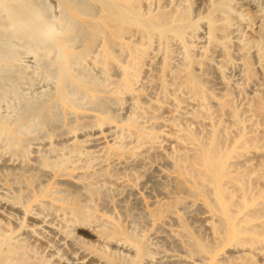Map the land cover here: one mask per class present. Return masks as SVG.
<instances>
[{"label":"bare ground","instance_id":"obj_1","mask_svg":"<svg viewBox=\"0 0 264 264\" xmlns=\"http://www.w3.org/2000/svg\"><path fill=\"white\" fill-rule=\"evenodd\" d=\"M150 1H152V0H84L83 3L81 1L80 2L78 1L80 4L82 3L79 6L78 2H77L78 5H76L75 0H58L59 4L57 7H61V8H59L58 9L59 12L58 11L57 12L60 14V16L56 15L57 17H59L58 18L59 20L57 22H54L49 17V13H47L49 11L47 10L48 7H46L47 4H45L44 0H0V14L2 13V15H0V37L3 36V37H6L8 39H11V38L13 39V37H15V38L17 37L21 40L26 41V44L28 45V47H27L28 49H26V50L27 51L29 50V52H36L37 51V54H38L37 48H39V47H40L39 51H41V48L43 50L45 49V51H47V52L49 50L54 51V53H56L57 59H58L57 60L56 73L52 74V76L55 75L56 80H57V84H58V90H57L56 98L59 100H63L65 102L68 101L69 103H73V105H74L73 100L76 99L75 102L77 101V99L79 101H81V98H79L81 96H79L78 98L76 97L77 95L75 96L74 92H76L77 90L73 86H76V85L85 86L84 84L90 85L89 89L91 90L93 96L97 97V98L99 97L98 98L99 100H101L100 98H102V97H100L101 96L100 93H104V92H108V91L115 95L116 99H118V102L122 101V99H124L125 97L126 98L128 97L127 99H129L131 95L132 96L134 95L131 93V91L133 89H140L139 85L137 86V83L141 79V75H142L141 72H144V70H142V69L144 68L143 64H145L147 62L146 58L148 57V55H150L152 53L151 51H154L155 53L159 52L158 54L161 56V60L159 59L161 61V63H160L161 68H160L159 74L155 75V76H157L155 81L159 84V86H158L159 91H155L158 93H157L156 99L155 98L154 99L158 102L159 101L161 102V101H165L164 100L165 98H168V100L170 99L169 101H171L173 103V105L170 104L171 105L170 108L166 109L169 115H165L166 118L165 119L162 118L163 121L161 120L164 129L162 128L160 130V132H157L153 129L154 127L151 128L150 125L142 127V124H141V126H140L139 122L142 119L141 117L144 118L146 116L144 114V110L146 109L145 108L146 105L140 106V104L138 105V102L135 100L136 104L134 106V109L132 108L133 107L132 106L131 107L132 110L130 109L129 113H127V114H129L128 117L126 118L125 116H123L126 118L125 120H124V118H121V121L124 120L122 126L120 128H117L118 126H116L115 130L118 132L115 133L114 137H112L113 141L111 142L109 139V141L112 143L111 147L109 148V150L111 151L109 154L111 155V153H112L113 155H111V156H114L113 152H116V153H120L121 155L123 153H127V155H128V153L131 152V154H133V155L136 154V157L139 160L140 157H142V156H139V158H138L137 154H139L141 151H145V150H142V148H140V146L142 145L140 143L144 140V144H146L145 141L148 140L149 142L151 141V145H152L154 140L158 139L160 137L159 135L162 134L163 136H161V137H164L163 139L166 140V142H167L166 145H170L169 148H171V150L169 149L170 150L169 155H170V157L173 161V164H174L173 169H175L178 174L184 173V174H188L190 176V182L192 183V187H193L195 193H197V195L203 197V200L205 201V205H206L205 208H207L206 210L208 211L210 217L212 218L210 222H208L206 220L207 223L209 224V226H208L209 230H211V232H209V234L211 233L210 234L211 240L209 238V240L207 241L205 238H202L203 236H201V238L198 237V235L194 236L193 235L194 232L191 234L190 231L185 226L184 222L181 219H178L177 217H175L173 215L175 217V219L176 218L178 219L177 220V226H178V223H179V226L177 228H175L174 230L171 229V231L174 232L175 237H176V235H178L183 239L182 242H184V244L187 246V249H188L187 254L191 255L189 258H185L186 260L183 259L180 261H183V262L185 261L183 264H264V153H263L264 152V137H263L264 134L261 133V131H259L261 133V135L257 134L258 132L253 133V131L255 130V128L257 126L253 127L252 131H250L251 129L248 131L247 130L248 128L246 129V125H247V124H245L246 122L244 123V125L242 124L243 123L242 121H244V118L246 116L248 117L249 115H246L245 117L243 116V119L240 118L241 115L239 117L238 110L240 111V109H237V106H234L232 104V100H231L232 97L229 96V94H231V93L229 92V94H228V92H226L227 90L229 91V89H226V91L224 93L221 92V94H220L221 96L220 95L216 96V98H219V101H218L219 104H218V102L217 103L215 102L216 100H213L216 103L217 108L219 105L220 111L217 109H215L216 111H214V112H213V109H211L212 110L211 111L209 109V105H208V101L211 99L210 96H212L211 93L207 90L209 85L208 84H207V86H206V84L204 85V82H205L203 80L204 78L203 79L201 78V75H200L201 73L200 74L196 73V72H198L197 69H199V68L195 67L196 65H198L200 67L201 63L207 61L208 59H207L206 55L209 54V52L212 49H214L220 53L221 58H222V62H221L222 64H220L218 67L215 66L217 64V61L221 59L219 56L220 59H218V57L215 58V59H217L216 64L214 63L215 65H210V66H215L217 68L216 73L218 72L219 76H221L223 78V76H222L223 70H222L221 65H224V64L226 65L230 60H232V59L229 60L230 53L228 51L229 50L228 47L230 46L229 36L232 33V31H231L232 22L231 21H232V16H233V9H232L233 0H206V3L208 2L207 4H209L208 11H206L205 14H202L200 16L197 15L198 18H196L194 20H192L190 17V14H191L190 11L192 10L190 0H183L184 3H182L181 5H178L179 3L174 4V2H172V0L168 1L169 3L168 4L166 3L167 5H164L160 2V0H156V2L158 1L160 3L157 2L158 4L156 5L155 8H151L152 4H151V7L149 6ZM55 2H56V0H55ZM58 2H56V4ZM163 3H165V1H163ZM95 5H96V8L98 11H95V7L93 8V6H95ZM70 13H75L78 16L79 15L81 16L80 24H77V22H79V21L77 19H75V17H73L74 15L72 17L77 22H75L74 19H72V18L70 19V16H69ZM51 14L52 13H50V15ZM56 16L55 17L53 16V18H56ZM58 22H59V24H58ZM53 23H56V27L54 26L55 24L53 25ZM57 24L59 26H57ZM56 35L58 37H56ZM71 35H74V38H76V40H78L77 38L80 39V37L83 40L80 39L81 43H82V44H80L81 46L78 45L80 47L78 50H75V52H72L73 51L72 50L71 52L74 54V56L69 58V56H67L63 52L62 49L64 48V46L68 45V43L70 41H72V44L74 43L73 40H75V39L74 38L71 39V37H70ZM69 39H70V41H69ZM173 40L176 42V44L177 43L179 44L178 46H180V48L182 49V53H183L182 66L177 67L175 65L176 68L171 63L172 61L170 60L172 58L171 56L173 53L171 51L172 47H170V43ZM241 40H242L241 48H243L242 49V55L243 56L241 55L242 58H240V59H242V62L244 65L243 67L245 68V74L244 75H247L250 78L252 75V72H253L251 64L248 61L249 55H247V53H249L248 47L250 45V47L254 48L253 49L255 52L254 54L257 57L256 63H258V68H260L259 70H261V73L263 75L262 81H264V26H262V30L259 32V34L256 37L249 39V40L241 38ZM6 41H8V40H6ZM98 41L100 42V45L98 44L99 43ZM174 41H173V43H174ZM11 42H12V40H11ZM17 42L18 41L16 40V44H17ZM27 42H29V44ZM96 42H98V43H96ZM193 42H196L198 44V45H196V46H198V49H199L198 50L196 48V50H198L197 54H196V50H195V46H194L195 44ZM20 43H21V41H20ZM4 44H5V40H4ZM22 44H23V42H22ZM75 44H77V43H75ZM78 44H79V41H78ZM95 44H96V46H98V45L100 46L98 48L100 50H97L95 48V46H94ZM171 45H172V43H171ZM69 47H70V45H69ZM93 47L95 48L93 61H94L95 65H98V67H101V69H100L101 71L103 70L104 77H105L104 83L103 82L100 83L101 81L98 82L95 79H93L92 77L89 78V74L88 73L86 74L85 72H83L84 68H82L83 69L82 73H84V75L83 74L81 75V73H80V75L77 76L76 74H78V72L81 71V67L79 68L80 70L75 74V77H71L69 74L70 73V66H73L72 65L73 62L71 61V58L74 59V57H75V61H78V60L80 61L84 56H86L90 52L94 51V50H92ZM3 48L4 47H2L0 45V60L7 58V56L11 58V55H12L11 52H13V50L12 51L9 50L10 55H8V53L4 52V51L7 52V49L5 50ZM22 48H20V49H22ZM16 50L17 49H15V52H16ZM206 50H209V51H206ZM214 50H212L210 53L212 54ZM22 51H25V49ZM45 51L43 53H47ZM68 51H69V49H68ZM71 52H69V53H71ZM39 53L41 55L42 52H39ZM155 53H153V54H155ZM71 54H69V55L71 56ZM211 54H210V57L212 58ZM216 54H217V52H216ZM40 55L39 56L36 55V56L41 58ZM42 55H44V54H42ZM52 55H53V53H52ZM14 56H17V55H14ZM14 56H13V58H14ZM38 57H37V59H38ZM150 57L153 58V56H151V55H150ZM214 57H215V55H214ZM50 59L52 60V58H50ZM50 59L48 58L49 61H50ZM54 61H55V59H54ZM220 61H218V64ZM148 62H147V65H148ZM211 62H214V61H211ZM0 63H2V62H0ZM75 63H73V64H75ZM170 63L173 66L172 68L170 66L171 65ZM205 64H206V62H205ZM48 65L51 66L53 64H48ZM112 65H114V66L117 65L119 70L117 69L116 71L120 72L118 75L119 77L114 78V79H111L112 77L110 78V76H109L111 74V73H109L110 69H113ZM204 65H202V66H204ZM207 65H209V62L207 63ZM45 66L49 69V66H47V65H45ZM45 66H44V69H46ZM8 67L9 66H7V64H6L5 68H8ZM75 67H79V66H75ZM156 67L157 66H154V68H156ZM193 67H195L196 69ZM53 68H54V66L52 68L50 67V69H53ZM157 68H159V66ZM44 69H42V70H44ZM71 69H72V67H71ZM214 71H215V68H214ZM145 72H146V70H145ZM21 73H22V71H21ZM149 74H151V73H149ZM71 75H74V74H71ZM91 75H93V74H91ZM84 76H86L87 78ZM166 76H168L170 78H167ZM219 76H218V78H219ZM151 79H152V77H151ZM151 79H150V81H151ZM146 80H147V78H146ZM221 81H223V80H221ZM152 82H154V78H153ZM224 82L226 84V81H224ZM224 82H222L223 86H224ZM150 83L151 82H149L148 84H150ZM262 83H261V85H262ZM152 85H153V83H152ZM135 86H137V87H135ZM71 87H73L72 90H71ZM154 88L155 89L157 88V87H155V84H154ZM227 88H229V87H227ZM66 89H69V90L66 91ZM74 89L76 91L73 92ZM70 90H71V92H69ZM140 90H142V89H140ZM223 90H225V89L223 88ZM263 90L264 89H262V91ZM86 91L87 90H85V93H86ZM72 92L74 95L72 94ZM82 92H83V90H82ZM82 92L80 91L79 93H80V95L83 96ZM130 93H131V95L128 96ZM141 93L142 92H140V94ZM213 93L216 94L215 92H213ZM255 93H257L256 96L253 93L254 98H255V102H258V103H256V104L254 103L255 104L254 105L253 102H250V103H252V105L249 104V106H247L248 109L246 107V110L251 111V113H252L251 115H254V116H252L254 118V120H256L255 115H256V117L259 116L258 117L259 119H261L260 115H262L263 119H264V104H262L264 102V95H262V94H264V91H263V93H258V92H255ZM217 94H219V93H217ZM105 95H103V96H105ZM257 95L258 96L262 95V96L257 97ZM39 96H41V95H39ZM111 96H112V99L110 98V96L108 98H110L111 100L114 99L116 101V99L113 98V95H111ZM94 97L93 98L90 97V98H92L94 101L95 100ZM138 97H139V93H138ZM140 97H142V94ZM208 98H210V99H208ZM247 98L248 97H246V100H247ZM110 99H108V101ZM130 99H132V98H130ZM133 99H132V101H133ZM249 99L247 100L246 105H248ZM38 100H39V98H38ZM69 100L72 102H70ZM96 100L94 102H90V100H87V101H89L88 104L86 102L85 103L87 105H89V103H91V105L95 103V105H93V108L96 105L97 106L101 105V106H99L100 109L106 111L107 108H105V106H107L108 103L105 106L103 105L105 108V109H103V108H101V107H103L102 101L101 102L99 101L101 103V104H99ZM102 100H103V98H102ZM253 100L254 99L252 97V101ZM103 101L106 103L105 100H103ZM166 101H167V99H166ZM169 101H167V102H169ZM56 102L57 101H54V103L52 105L53 107L56 106V104L58 103V102L57 103ZM134 102H132V103H134ZM143 102H145V101H143ZM150 102H153V101L150 100ZM41 103H43V101ZM145 103H148V105L150 104L148 101ZM33 104L41 105V104L35 103V102ZM81 104L78 105V101H77L75 103L76 108H81L80 107ZM152 104H150L151 106L149 105L151 108H152V106H155V105L157 106L156 103L153 105ZM91 105H89V106L91 109H93L91 107ZM28 106L30 107L31 105H28ZM28 106H27V108H28ZM88 107H86V108H88ZM126 107H128V106H126ZM30 108L28 110H30ZM35 108H36V106H35ZM44 108H42V110ZM156 108L157 107H155L152 110H155ZM222 109L227 110L226 112L223 111V114L230 117V119L228 118L229 120L227 119V117H225L229 121V122L228 121L226 122L227 124L225 123V126L223 124V122H225V120L222 121L223 119L220 120L217 117V115H218L217 111H219L221 113ZM102 110H98V111H102ZM166 110H165V112H166ZM43 111H45V110H43ZM43 111H41V114L45 113ZM52 111L53 110L50 109V112H52ZM104 111H102V113H105ZM130 111H131V113H130ZM156 111H157V109H156ZM29 112H31V111H29ZM29 112L26 111V113L23 116H21V117H24L25 115H27V116H25L26 118H28L30 116L29 117L30 119L28 118L27 120L31 121V123H30V121L26 122V123L24 122L25 124H23V128H24L23 129V135L26 132L30 133V131L35 130L36 127L38 128L37 125H39V123H40V122L39 123L35 122V120L36 121L39 120L36 118L37 115H34V117H33V115H32L33 113L31 114ZM32 112H33V110H32ZM57 112H58V109H57ZM59 112H60V110H59ZM65 112L68 113L69 111H65ZM145 112H146V110H145ZM147 112H148V110H147ZM159 112H158V114H159ZM215 112H217V113H215ZM27 113H29V114H27ZM35 113H36V111H35ZM54 113L56 114V111ZM54 113H52V115ZM149 113H150V111H149ZM156 113L153 112L151 115L147 114V115H149V117L148 116L147 117L149 119H152V118L156 117ZM213 113H215L216 116ZM43 114H42V116H43ZM143 114L145 116H142ZM160 114H161V112H160ZM221 114H219V115H221ZM31 115H32V117H31ZM56 115H54V116H56ZM59 115H57V116H59ZM42 116H41V118H42ZM44 116H46V115H44ZM47 116H49V115H47ZM17 117L15 119H17ZM25 117H24V119H25ZM66 117H67V114H66ZM89 117H88V119H89ZM157 117H158V115H157ZM162 117H164V115ZM1 118L2 117H0V119ZM92 118H90V120ZM116 118L119 119L118 117H116ZM186 118H189L188 121L190 119L193 121L195 119H197V120L198 119H201V120L202 119H208L209 120V127H205L204 130L201 131V133H199L200 131L199 132L197 131L199 134L195 133L196 131L193 130L194 128L191 129L193 122H191V121L189 122V124L192 123V125L190 124L191 126L187 125L188 124L187 121L186 120H185L186 122L184 121V119H186ZM113 119H115V118H112V116H109V114L103 115V116H101V115L97 116L96 120L93 121L94 122L93 125H95L93 127L95 128V130L92 131V133H90V138L93 139V141H97L102 132L108 133V132H105L103 130H106V128H107V130L109 129L108 125L110 124V122ZM117 119H115V120H117ZM246 119H248V118H245V120ZM259 119H257V121H259ZM145 120H147L146 117H145ZM250 120L254 121L253 119H250ZM250 120L247 123L255 124V122H251ZM6 121H7V119H6ZM11 121H12L11 123H13V120H11ZM14 122H15V120H14ZM151 122H153V121H151ZM197 122L198 121H196V123ZM199 122H198V124H200ZM7 123L11 124L10 121H8ZM194 123H195V121H194ZM228 123H229L230 127L228 126ZM83 124H84V122H83ZM85 124L87 125V123H85ZM202 124H204V123H202ZM202 124H200V125L202 126ZM67 125H68V123H67ZM71 125L72 124H70L69 126H71ZM248 125H247V127H248ZM250 125H249V128H250ZM81 126H82V123H81ZM85 126H83V127H85ZM90 126H87V127H90ZM148 126L150 127L149 129L144 128V127H148ZM153 126H155V124ZM204 126H206V125H204ZM226 126H228V127H226ZM79 127L80 126H78V128ZM231 127L235 128V130H234L235 132L232 133L231 130H228V129H231ZM155 128L157 129L156 126H155ZM201 128H203V126ZM233 128H232V130H233ZM21 129H22V127H20V131H21ZM52 129H51V133H52ZM75 129H77L76 126H75ZM85 129H87V128H85ZM24 130L26 132H24ZM132 130H134V131L131 132ZM66 131H67V129H66ZM67 133H68V131H67ZM104 133H103V135H104ZM4 135H6V137H5V142H3V144L5 143L4 145L9 147L11 152L13 151L15 154H24L25 153L24 141H27V140H23L19 137V130L18 129L9 131V130H7V128L5 127V125L3 123H0V141H2V139L4 138L3 137ZM20 135H21V133H20ZM105 135H107V134H105ZM83 141L77 140L75 143L72 144V146L68 147L69 150L64 149L66 146L62 147L60 150L53 149L52 152L55 153V155H53L54 158H52L53 160H50L47 158L43 159V157L40 156V158H42L43 162L39 163V164L44 165V167H48L49 169L53 170L55 174L61 175V176L66 175V174L68 175L71 172V170H70V172L68 173V171H69L68 168L77 167V166L82 168L81 169L82 172L80 174L76 173L74 175V174H72L73 173V171H72L70 173L71 175H69V176L73 175V177H75V176L78 177V175H79V177H78L79 183L78 184H80V185L83 184V186L81 185V188H82L81 191L83 192V194H85L84 196L87 195L86 198L88 199V201H91V199L94 198V195L98 191L97 187L100 186L99 181H97L98 177H99L98 174L100 175V174L104 173V172H101L100 169L102 168V171H105V169H104L105 167L104 168L98 167L100 170L98 172H100V173H97L96 171L98 169L93 170V169H95L93 166L95 163H97L95 167L100 165L101 162L98 158H96V156L101 158L102 156L100 157V155H102V154L104 155L105 152L104 153L102 152L101 154H96V153L94 154V152L92 150H85L82 148V146L84 147V145H82L83 143H81ZM148 141H147V144H149ZM156 141L154 142L155 144H156ZM159 141L162 142L161 140H159ZM164 141H163V143H165ZM0 143H2V142H0ZM28 143H29V141H28ZM158 144H159V142H158ZM108 145H109V142H108ZM150 146H146L143 149H146V151H147L148 147L150 148ZM105 148H106V146H105ZM139 148L141 150H139ZM167 148H168V146H167ZM3 149H5V148H3ZM26 149H28V148H26ZM155 149H156V147H155ZM260 149H262L261 151H263V152L259 156L261 157V159H263V161L262 162L258 161V163H255V165H253L255 162L254 160H253L254 162H252V159L254 158V154H255V152L256 153L259 152ZM48 150L49 149L47 148L46 151H48ZM99 150L102 151V148ZM138 150H139V152H138ZM169 150L167 149V152ZM104 151H106V150H104ZM45 152L43 151L42 154H44ZM147 152H146V154H147ZM141 153H140V155H141ZM251 153H254V154L251 155ZM42 154L40 153V155H42ZM107 154H108V152H107ZM143 154H144V152H143ZM49 156H52V155L50 154ZM38 157H37V159H38ZM129 157H131V155H129ZM136 157H135V159H136ZM37 159H36V161H37ZM111 159L113 160L112 157H111ZM116 159H118V158H116ZM123 159L128 160L127 157L123 158ZM256 159H258V155H257ZM97 160H98L99 164H98V162H96ZM107 160H109V158ZM114 160H115V158H114ZM118 160H120V158ZM140 160H142V159H140ZM101 161H102V159H101ZM24 162H26V161H24ZM103 162L105 163V161H103ZM37 163H38V161H37ZM108 163H110V162H108ZM144 163H146V162H144ZM101 164H103V163H101ZM140 164H141V162H140ZM111 165L113 167L114 164H111ZM24 167H25V165H24ZM35 167H36V165H35ZM79 167H77V168H79ZM108 168H107V171H108ZM13 171H14V169H13ZM26 171H28V170H26ZM41 172H43V170ZM108 172L110 173V171H108ZM115 172H117V171H115ZM15 174H16V171H15ZM105 175H103V176L105 177ZM175 175H176V173H175ZM18 176L20 178L21 175H18ZM18 176H16V178ZM189 176L188 177L182 176V177H184V179L186 178L185 179L186 181L188 178V181H189ZM10 178H12V177H10ZM96 178H97V180H96ZM180 178H179V180H181ZM35 179H37V178H35ZM100 179H101V177H100ZM7 180H8V178H7ZM19 180H21V179H19ZM101 180H104V178ZM179 180L177 182H179V184H180ZM253 180H255V181H253ZM256 180L262 181L260 186H258L260 183H258V185L255 184ZM16 181L18 182V180H16ZM41 181H42V179H41ZM55 181H56V179H55ZM105 181H106V179H105ZM54 182H49L48 184L46 183L47 185H44V186L41 185L38 189H35V191H32V193H30L29 196L23 195L27 199L26 204L23 205V208H24L23 210H24L25 214L30 213L31 212L30 211L31 210L30 204L31 203L33 204V202L35 204H38L42 208L43 207L46 208V206L48 207V206L53 205L52 207H54V210L56 209L55 211H57V213L59 215L58 218H60V222H61V225L63 228V229H61L62 231H60V232L62 234L64 233V235L65 234H67V235L71 234L70 233V231H71L70 226L72 227V225H74V227H75L76 226L75 223H77V224L83 223L85 226L91 228L93 230V232L95 233L94 235L98 237V238L96 237L97 238L96 241H98V239H99V241L97 242V244H92V242H91V244H89L90 242L88 244H85L87 242L82 241V239H81V241L85 242V243L81 242L82 245L80 244L81 246L84 247V249H82V251L83 250L84 251H83V254L80 256V258H78L79 259L78 264H88V262L85 263V261H87L86 259L89 257H92V258L96 257L93 259V260H95V262H92L89 264L100 263L99 262L100 259H102V260L104 259V261L107 264H120L119 263V261H120L119 256H118V258H119L118 259L117 256L113 255V252L110 253L109 252L110 250L108 251V249L105 247L107 245V243H105V242H107V241L108 242L111 241L110 243H112V241H114L115 243H117V245L114 243L117 247H119L118 245H120V246L123 245L124 247L127 248L126 250L129 251V249H131L132 250L131 252H134V256L132 255L133 257L132 256L129 257L127 254V257H129V259L125 258V256H124V259H126V260H124V262H122L121 264H152L154 261H157V259L154 260V258H155L154 256H153L154 258L152 256L150 257L151 254L149 255L147 253L149 255V257H148V255H146V252H148V250L147 249L145 250L146 245L144 246V242L142 240L128 235L127 233H125V231L123 232L124 229L123 230L120 229L119 228L120 226L117 227L113 222H111V220H110V222H111L110 223L109 220L106 221V219L104 220L102 217L99 219L98 215H97L98 216V219H97L96 216L94 217L93 213H90V211L92 210V209H89L91 207V205H89L90 207L87 206L91 202H86L87 200L86 201H85V199L83 200V197H82V201L83 202L85 201L88 204L86 205L85 202H84L85 204L80 203V201H81L80 198L83 195H80V196L78 195V197H77L76 195H74L75 192H73L74 194L73 193L71 194L72 190H70V192H69L68 191L69 189L56 186V183H54ZM31 183L32 182L29 181V184H31ZM183 183H182V185H183ZM97 184H98V186H97ZM178 186H180V185H178ZM183 187L184 186H181V189ZM35 188H36V186H35ZM75 188H76V186H75ZM104 188H107V187H104ZM77 189H78V187H77ZM79 189H80V187H79ZM178 189L180 190L179 187H178ZM184 189L188 191V192H186L187 195H189L191 192H193V190L189 192V190H191V188L188 190L186 185H185ZM184 189H182V190H184ZM24 190H25V188H24ZM106 191H108V189ZM176 191H177V188H175V193H176ZM77 192H79V191L77 190ZM102 192H104V190ZM24 193H25V191H24ZM98 195H100V193ZM6 196H8V195H6ZM20 196L19 197L15 196L14 202H19V201L22 202L23 199L21 200V198L23 196L22 197H20ZM170 197H173V198H171V200H170ZM170 197L168 196L170 201L167 200L169 203L165 202L166 203L165 204L163 202L164 203L163 204L160 202V206L157 205L158 207L156 209L154 208V210L151 211L154 222H156V221L164 222V219L167 217H169L170 221L172 220V218H170V217H173L172 214L174 213V211H177L176 209L174 210V207L176 204L179 205V203L181 201L178 202V199L174 198V196H170ZM192 197H194V196H192ZM194 199H197V198H194ZM204 201H202L201 203H203ZM23 203H24V201H23ZM161 204H163V205H161ZM1 205H0V207H1ZM21 207H19V208L22 209ZM36 211H38V210H36ZM50 213H51V211H50ZM7 214H9V213H7ZM175 214H177V212ZM6 216H9V215H6ZM177 216H179V215H177ZM38 217H39L38 215L34 216V218H38ZM40 217H42V216H40ZM207 217H209V216H207ZM9 218H11V217L9 216ZM205 218H206V216H205ZM5 219L7 220V218H5ZM5 219H4V221H5ZM41 219H39L38 221L36 220L37 221L36 223L38 224V222ZM201 220L203 221V218ZM4 221H2L0 219V264H52L49 259L43 258L38 253V251L36 250L35 247L28 245L26 240L22 236H20V234H19L20 230L23 229L24 227L25 228L27 227L26 225H24V221H22V222L20 221L19 223H17V227H15V228L14 227L12 228L8 224L9 223L8 221L7 222H4ZM165 221L167 222L166 219H165ZM166 222H164V223H166ZM172 222H175V221H172ZM14 226H16V225H14ZM37 228H38L37 225L31 224V226L28 229H30V231L32 233H35ZM162 228H164V227H162ZM90 230H89V232H91ZM164 230L165 229H163V231ZM93 232H91V233L93 234ZM166 232H167V230H166ZM36 233H37V231H36ZM174 234H172V235H174ZM31 237H33V236H31ZM57 237H59V235ZM78 238H80V237L77 236V238H75V240L77 239V242L80 241V240H78ZM35 239H33V240H35ZM203 239H205L206 241H204ZM177 242H179V241H177ZM104 243H105V246L103 245ZM80 245H78V247L83 248ZM121 248H122V246H121ZM131 252H130V255H131ZM194 255H195V257H193ZM165 256L167 257V255H165ZM145 257L149 258V259L151 258V260H154V261L153 262L151 260L148 261V259H147V261H145V259H144ZM168 258H166V259L168 260ZM171 258L174 259L173 257H171ZM171 258H169V259H171ZM122 259H123V257H121V261H122ZM161 259L165 260V257L161 258ZM158 260H159V258H158ZM170 261H167V262H169V264H171ZM171 262H175L176 264L177 263L179 264V262H177V260L171 261ZM154 263L157 264L159 262H157V263L154 262ZM180 263H182V262H180ZM159 264H161V262Z\"/></svg>","mask_w":264,"mask_h":264},{"label":"rangeland","instance_id":"obj_2","mask_svg":"<svg viewBox=\"0 0 264 264\" xmlns=\"http://www.w3.org/2000/svg\"><path fill=\"white\" fill-rule=\"evenodd\" d=\"M78 1L79 2L81 1L83 3L84 0H75L76 5H78L77 4ZM163 1H165V3H163ZM168 1H171V0H160V2L164 5H167L169 3ZM190 1H191L190 4H191V9H192L191 10L192 12L190 11V13H191L190 17L192 20L198 18L197 15L200 16L202 14H205L206 11H208V9H209L208 8L209 4H207L208 2L206 3V0H190ZM44 2H45V4H47L46 7L49 8V9L47 8V10L49 11V12H47V13H49V17L51 18L52 21L57 22L59 20L58 19L59 17H57L56 15L60 16V14L58 13L59 12L58 9L61 8V7H57L59 4L58 0H56V2H58L57 4H56L55 0H46V1L44 0ZM157 2H156V0H152V1H150L149 6L151 7V4H152L151 8H155L156 5L158 3H160V2H158V3ZM172 2H174V4L179 3L178 5H181L182 3H184L183 0H172ZM81 4L79 3V6ZM94 7H95V11H98L96 8V5L93 6V8ZM232 9H233V16H232V21H231L232 22V25H231L232 33L229 36L230 46L228 47V49H229L228 51L230 53L229 60L230 59H232V60L229 61L230 63L227 61L228 63L226 62L227 63L226 65L225 64L221 65L222 70H223L222 71L223 78L221 76H219L218 72L216 73V71H217L216 67H218L220 64H222L221 63L222 58H221L220 53L214 49H212V50H214L212 54L210 53L212 51L211 50L209 52V54L206 55L208 60L205 61L206 64H205V62H203L205 65L203 63H201V66H200L201 68L198 65H196L195 67L199 68V69H197L198 72H196V73L197 74L201 73L200 74L201 78L202 79L204 78L203 80L205 81L204 85L205 84H206V86H207V84L209 85L208 88L206 87L207 90L212 95V96H210V98L212 100L210 98H208V99H210L208 101L209 109L210 110L213 109V112L216 111L215 109L219 110L220 109L219 105H218V108L216 105V103L219 101V98H216V96L220 95L221 92L224 93L226 91V89H229V91L227 90L226 92H228V94H229V92L231 93V94H229V96L232 97V99H231L232 104L234 106H237V109H240V111L238 110L239 117L241 115L240 118L243 119V116L245 117L246 115H249L248 117L247 116L245 117L248 119L245 120V118H244V121H242L240 119L243 122L242 124L244 125V123L246 122L245 124L250 125L251 123H247V122L250 119L254 120V118L252 117L254 115H251L252 114L251 111L246 110V107L249 106V104L252 105V103H250V102H253V104L258 103V102H255L254 95L256 96V94H257L255 92L263 93L264 90L262 91V89H264V81H262L263 75L261 73V70H259L260 68H258V63H256L257 57L254 54L255 53L253 50L254 48L250 47V45L248 47L249 53H247V55H249V57L248 56L247 57H248L249 63L251 64L253 72H252V75L250 78L247 75H244L245 74V68L243 67L244 65H243L242 59H240L243 56L242 55V49L243 48H241V46H242L241 45V43H242L241 38L248 39V40L252 39V38L256 37L259 34V32L262 30V26H264V0H233ZM50 13H52V14L50 15ZM0 15H2V13ZM52 15L54 17L56 16V18H53ZM69 16H70V19L71 18L74 19L73 17H75V19H77L79 22H77L75 19H74V21L77 22V24H80V21H81L80 15L78 16L75 13H70ZM58 24H59V22H58ZM58 24H57V26H59ZM53 25L56 27V23H53ZM74 35L70 36L71 39L74 38ZM56 37H58V36L56 35ZM74 39L75 40H73L74 41L73 44H72V41H70V39H69L70 42L68 43V45L64 46V48L62 49L63 52L67 56H69V58L74 56V54L72 52H75V50L79 49V47L81 46L80 44H82L81 40H83L81 37H80L81 40L79 38H77L78 40H76V38H74ZM4 40H5V44H4ZM6 40H8V41H6ZM11 40H12V42H11ZM16 40L18 41L17 44L19 46L21 45L20 47L16 44ZM20 41H21V43H20ZM78 41H79V44H78ZM173 41H171L172 45L170 43V47H172L171 51L173 52L172 56H171L172 58L170 60L172 61L171 63L174 65V67H175V65L177 67H180V66H182V60H183L182 59L183 58L182 49L180 48V46H178L179 45L178 43L176 44L175 41L173 43ZM22 42L25 46L22 44ZM98 42H96V43H98ZM27 43L29 44V42H27ZM75 43H77V44H75ZM193 43L195 44L194 45L195 50H196V48L198 49V46H196L198 44L196 42H193ZM98 44L100 45V42ZM0 45L2 47H4L3 49H5V50L7 49V52L4 50L3 51L5 53H8V55H10L9 50H11V51L13 50L14 53L11 52L13 56L17 55V56H14V58L11 55V58L7 56V58L0 60V62H2V63H0V65H1L0 66V117H2L0 119V123H3L5 125V127L7 128V130H9V131L18 129L19 130V137L23 140H27V141H24V144H25V153L24 154H15L13 151H12L13 152L12 153L11 150L9 149V147L4 145L5 143L3 144V142H5L6 135H4L3 136L4 138L2 139V141H0V142H2V143H0V205L1 204L3 205V206L1 205V207H0V219L2 221H4V219L7 218V220L5 219L4 222L8 221L9 222L8 224L12 228L17 227V223H19L20 221L21 222L24 221V225H26L27 227L26 228L24 227L23 229L20 230V233H19L20 236H22L26 240L28 245L35 247L36 250L38 251V253L43 258L49 259L52 264H78V260H79L78 258H80V256L83 254V251H84V250L82 251V249H84V247L81 246L82 243L87 242L85 244H88L90 242L89 244H91V242H92V244H97V242L99 241V239H98V241H96L98 237L94 235L95 233L93 232V230L91 228L85 226L83 223L82 224L81 223H79V224L75 223V225H76L75 227H74V225H72V227L70 226V230H71L70 233L71 234H68V235L65 234L64 235V233L62 234L60 232V231H62L61 229H63V228H62V225L60 222V218H58L59 215H58L57 211H55L56 209L54 210V207H52L53 205L48 206V207L46 206V208L45 207L42 208L38 204H35L33 202V204L31 203L32 205L30 204V208H31L30 213L25 214V212L23 210L24 209L23 205L26 204V200H27L25 196H29V194L32 193V191H35V189H38L41 185H43V186L47 185L49 182H54L56 179V181L58 182V183L56 181L54 182V183H56V186L69 189L68 190L69 192H70V190H72L71 194L73 192H75V194L74 193L73 194L76 195L77 197H78V195L79 196L83 195L80 198L81 201L79 200L80 203H84L86 200H87L86 202H91L89 204L86 202L85 203H86V205L88 204L87 206L91 205V207L89 206L90 207L89 209H92L91 210L92 212L90 211V213H93L94 217L96 216V218L98 219V216H99V219L102 217L104 220L106 219V221L109 220V222L111 220V222H113L117 227L120 226L119 227L120 229H122V230L124 229L123 232L125 231V233H127L128 235L142 240L144 242V246L146 245L145 250L146 249L148 250V252H146V255L151 254L150 257L154 256L155 257V258L153 257L154 260L157 259V261H154V260H151V258L149 259V258L145 257L144 258L145 261H147V259H148V261L151 260L152 262L154 261L156 263L161 262V264L162 263L163 264H169V262H167V261L177 260V262H179V264H183L185 261L183 262L180 260H183V259L186 260L185 258H189L191 256L190 254H187L188 249H187V246L184 244V242H182L183 239L178 235H176V237H175L174 232L171 231V229L174 230L175 228H177L179 226V223L177 226V220L178 219H181L184 222L185 226L187 227V229L190 231L191 234L194 232V234H193L194 236L198 235V237H200V238H201V236H203L202 238H205L207 241L209 240V238L211 240V237H210L211 233L209 234V232H211V230H209V227H208L209 224L207 223V221L210 222L212 218L210 217L208 211L206 210L207 208H205L206 207L205 201L203 200V197H201V196L197 195V193H195V191L192 187V183L190 182V176L188 174H184V173H183L184 175L182 173L178 174L176 172V170L173 169L174 164H173V161L169 155L171 148H169L170 145H166L167 142L165 139H163L164 137H161V136H163L162 134L159 135L160 139L157 137L162 142H160L158 139H156L157 141L154 140V142L156 141L157 145L154 142L151 145V141L149 142L148 140L147 141L149 144H147V141H145L147 145L144 144V140L140 143V144H142L141 145L142 147L140 146V148H142V150H145V151H141L142 152V153L140 152L141 155H140V153L137 155H138V158H139V156H142V157H140V159H142V160H140V159L138 160L136 157V154L133 155V154H131V152H129L130 154L128 153V155H127V153H123L121 155L120 153H116V152H113L114 156H111V155H113L112 153H111V155L109 154L111 152L109 150V148L111 147V144H112L111 142L113 141L112 137H114L115 133L118 132L115 130L116 126H118L117 128H120L122 126L124 120L129 115V114H127V113H129V110L130 109L132 110V108L134 109L136 101L138 102V105L140 104V106L146 105V107H145L146 112L144 110V114L146 116L144 114L142 116H145L147 118V120H145V117L143 118L140 116L142 119L140 120L139 125L141 126V124H142V127L150 125V127L151 128L154 127L153 129L157 132H160V130L162 128L164 129V127L162 125V121H163L162 118L165 119L166 118L165 115H169L166 109L170 108L171 107L170 104L173 105V103L171 101H169L170 99L168 100V98H165L164 99L165 101H161V102L160 101L158 102L155 100L157 97V93H158L155 91H159V87H158L159 84L155 81V79L157 77L155 75L159 74L160 68H161V64H160L161 63V61H160L161 56L158 54L159 52L155 53L154 51H151L152 53L150 52L151 54L150 53L149 54L151 56H153V58H151L150 55H148V57L146 58L147 62L149 61L148 65H147V62L146 63L144 62L145 64H143V67L145 69L143 68L142 70H144V72H141L142 75L144 74L143 75L144 77L141 75V79L137 83V86L139 85V88L142 90L133 89L131 91V93L134 95L132 96L131 93L128 95V96H130V95L132 96V97L130 96V98H132V99L134 98L133 101H132V99H130V98L127 99L128 97L127 98L125 97L124 99H122V101L118 102V99H116L115 95L108 91V92L100 93L101 94L100 97H102L103 100L106 101V103H105L102 100V98H100L101 100H99L98 99L99 97L97 98V97L93 96L91 90L89 89V87H90L89 84H84L85 86H82V85L73 86L77 90V91L75 89L73 90V92L76 91V92H74L75 96L77 95L76 96L77 98L79 96H81L79 98H81V101H82L81 102L77 99L78 105L81 103L82 104L80 106L81 108H76V106H75V103L77 102V101L75 102L76 99L73 100V102H74V105H73V103H69L68 101H66L67 102L66 103L63 100H59L56 98V94H57V90H58V84H57V80H56L55 75H53L55 77L54 78L52 76V74L56 73L57 60L58 59H57V55H56V53H54V51L49 50L50 52L49 51L47 52V51H45V49L43 50L42 48H41V51H39L40 50L39 49L40 47H39V48H37L38 54H37L36 50H35L36 52H29V50L28 51L26 50V49H28L27 48L28 45L26 44V41L21 40L17 37L16 38L13 37V39L12 38L8 39V38L2 36V37H0ZM69 45H70V47H69ZM78 45H80V46H78ZM99 45L98 46H96V44L94 45L97 50H100V49H98L100 47ZM22 47L25 49V51H22V50H24ZM20 48H22V49H20ZM95 48L93 47L92 50H94V51H92L88 55L84 56L80 61L79 60L75 61V57H74V59L71 58V61L73 63H75V62L77 63V64L72 63V65L74 67L70 66V73L69 74L71 77H75V74L80 70L79 68L81 67V71H79L78 74H76L77 76L80 75V73H81V75L82 74L84 75V73H82V70H83L82 68H84L83 72H85L86 74L88 73L89 78L92 77L96 81H98V82L101 81L100 83H102V82L104 83V80H105L104 79L105 78L104 72H103V70L101 71L100 70L101 67H98V65H95V63L93 61ZM15 49H17L16 50L17 53L15 52ZM68 49H69V51H68ZM198 50H196V54H197ZM44 51L47 53H43ZM206 51H209V50H206ZM39 52H42L41 55ZM69 52H71L72 54ZM216 52H217V54H216ZM52 53H53V55H52ZM153 53H155V54H153ZM42 54H44V55H42ZM69 54H71V56ZM210 54H211L212 58L210 57ZM213 54L215 55V57ZM36 55H38V56L40 55L41 58H39ZM219 56L221 59L219 58ZM37 57H38V59H37ZM217 57H218V59L221 60V61L218 60V61H220L219 64H218L217 59H215ZM48 58L49 59L52 58V60L50 59V61H49ZM53 58L55 59L56 62L54 61ZM211 61H214V62H211ZM216 61H217L218 65L216 64ZM208 62H209V65H207ZM6 64H7V66H9L8 67L9 69L5 68ZM48 64H53V65L49 66ZM172 64L170 65L171 68L173 67ZM45 65L49 66V69ZM202 65H204V66H202ZM210 65H215L216 67L210 66ZM44 66L46 67V69H44ZM53 66H54V68L50 69V67L52 68ZM75 66H79V67H75ZM154 66H157V67L159 66V68L156 67L157 68L156 69V68H154ZM71 67H72V69H71ZM112 67H113V69H110V71H109V73L112 74V75L111 74L109 75L110 78L112 77L111 79H114V78L119 77L118 75L120 72L116 71L117 69L119 70L117 65H115V66L112 65ZM195 67H193V68H195ZM213 67L215 68V71H214ZM42 69H44V70H42ZM145 70H146V72H145ZM21 71H22V73H21ZM149 73H151L152 75ZM71 74H74V75H71ZM91 74H93V75H91ZM218 76H219V78H218ZM84 77H86V76H84ZM151 77H152V79H151ZM166 77L170 78L168 76H166ZM146 78H147V80H146ZM149 78L151 79V81ZM153 78H154V82H152ZM221 80H223V81H221ZM224 81H226V84ZM149 82H151V83L148 84ZM222 82H224V86L226 85L229 88H227L226 86H225L226 87L225 88L223 86ZM152 83H153V85H152ZM261 83H262V85H261ZM154 84H155V87H157L156 89L154 88ZM137 86H135V87H137ZM73 87H71V90ZM223 88L225 90H223ZM69 89H66V91ZM71 90L69 92H71ZM82 90H83V92H82ZM85 90H87L86 91L87 94L85 93ZM80 91L83 93V96L80 95V93H79ZM73 92H72V94H73ZM137 92L139 93V97H138ZM140 92H142L141 93L142 97H140L141 96ZM213 92H215L216 94H214ZM217 93H219V94H217ZM253 93H254V95H253ZM39 95H41V96H39ZM85 95L86 96L90 95V96L86 97ZM103 95H105V96H103ZM111 95H113V98H115L116 101L114 99L111 100L112 99ZM262 95H264V94H262ZM109 96L111 99L108 98ZM261 96L257 95V97H261ZM90 97H92V98L94 97L95 100L97 99L96 101L99 104H101L100 102L102 101V106L103 105L105 106L108 103L107 106H105V108H107L106 111L100 109L99 106H101V105H98V106L96 105L93 108V105H95V103L92 105H91V103H89V105H91V107L93 108V109H91L90 106L87 105L89 102L87 100H90V102H94L95 100L93 101V99ZM246 97H248L247 100L250 98L248 105H246V102H247ZM252 97L254 99L253 101H252ZM38 98H39V100H38ZM107 98L110 100L108 101ZM138 99L139 100L141 99L142 101L141 100L139 101ZM166 99L169 102H167ZM150 100L153 101L154 103L150 102ZM213 100H216L215 101L216 103ZM42 101H43V103H41ZM54 101H57L58 103L56 102L57 103V104L55 103L56 106L53 107L52 105H53ZM143 101H145V102L148 101L150 104L156 103L157 106L155 105V106H152V108H151L150 104H149L150 105L149 106L148 103H145ZM34 102L39 103L41 105L33 104ZM70 102H72V101H70ZM132 102H134V103H132ZM218 104H219V102H218ZM262 104H264V102ZM28 105H31L30 107L32 109ZM125 105L128 107H126ZM27 106H28V108H27ZM35 106H36V108H35ZM104 106L101 108L105 109ZM86 107H88V108H86ZM155 107H157L156 109L158 112L159 111L161 112V114L159 112L160 115L158 114L156 109L152 110ZM29 108H30V110H28ZM42 108H44L43 110H45V111H43ZM163 108L166 110V112ZM50 109L53 110L54 112L56 111V114L58 113L57 115H59V114L60 115L57 116L53 111L50 112ZM57 109H58V112H57ZM247 109H248V107H247ZM32 110H33V112H32ZM59 110H60V112H59ZM98 110H102L105 113H102V111H98ZM147 110H148V112H147ZM26 111H28V112L31 111L29 113H31V114L33 113L32 114L33 117H34V115H37L36 118L39 120H37V121L35 120V122H38V123L40 122V123H39V125H37L38 128L36 127V129L33 131H30V133H27L24 130V132H26V133L23 135V129H24L23 124L30 121V120H27L30 116L28 118H26L25 116H27V115H25L24 116L25 119H24V117H21L26 113ZM35 111H36V113H35ZM41 111L45 112L44 114L42 113L43 116L41 114ZM65 111H69V112L66 113ZM149 111H150V113L152 111L154 113L157 112L156 117L149 119L148 118L149 115H151L153 113L152 112L150 114ZM219 111H217L218 113L217 112H215V113H217L219 115L221 113L223 114V111L226 112L227 110L222 109L221 113ZM29 113H27V114H29ZM52 113H54V114L52 115ZM130 113H131V111H130ZM215 113H213V114L216 116ZM66 114H67V117H66ZM108 114H109V116H112V118L117 119L116 117H118L119 119H117V120L113 119L110 122V124L108 125L109 129L107 130V128H106V130H103V131L108 132V133L102 132L100 134L101 138L99 137V139L97 141H93V139L90 138V133H92V131L95 130V128L93 127V126H95V125H93L94 124L93 121L96 120L97 116H100V115L103 116V115H108ZM147 114H149V115H147ZM222 114L219 116L217 115V117L220 120L223 119L222 121L225 120V122H223V124L225 126V123L230 119V117L226 116L224 114L222 115ZM32 115H31V117H32ZM40 115L42 116V118ZM44 115H46V116H44ZM47 115H49V116H47ZM54 115H56V116H54ZM157 115H158V117H157ZM163 115H164V117H162ZM123 116H125L126 118ZM261 116L262 115H260V118L262 120L258 118L259 116L256 117V115H255L256 120H254V121L250 120L251 122H255V124H251L250 128H249V125H248V127L246 125V129L248 128L247 129L248 131L250 129H251L250 131H252L253 127L257 126L258 128L256 127L255 130L253 131V133L258 132L257 134H260V135H261V133L264 134V119H263V116L262 117ZM16 117H17V119H15ZM88 117H89V119H88ZM225 117H227V119L228 118L229 119L227 120ZM90 118H92L93 120L92 119L90 120ZM121 118H124V120L121 121ZM6 119H7V121H6ZM10 119L13 120V123H11L12 121ZM188 119L189 118H186V119H184V121L185 120L187 121V123H188V124L186 123L187 125H190V124L192 125V123L189 124V122L190 121L193 122L192 128L190 127L191 125L189 127L191 129L194 128L193 130L196 131L195 133H198L199 131H200L199 133H201V131L204 130L205 127H209V120L208 119H202V120L201 119H198V120L195 119L194 120L195 123L191 119L188 121ZM257 119H259V121H257ZM14 120H15V122H14ZM8 121H10L11 124L7 123ZM151 121H153V122H151ZM196 121H198V122L200 121L199 122L200 124L204 123V124H202L203 128H201L202 126L200 124H198V122L196 123ZM83 122H84V124H83ZM30 123H31V121H30ZM67 123H68V125H67ZM81 123H82V126H81ZM85 123H87V125ZM151 123L153 125L155 124L157 129ZM70 124H72L73 126L72 125L69 126ZM204 125H206V126H204ZM75 126L77 127V129H75ZM78 126H80L79 127L80 129L78 128ZM83 126H85V127H83ZM87 126H90V127H87ZM228 126H229V123H228ZM228 126H226V127H228ZM20 127H22L21 131H20ZM150 127L148 126V127H144V128L149 129ZM85 128H87V129H85ZM232 128L233 127H231V129H228V130H231V132L233 133V132H235L234 131L235 128H233V130H232ZM51 129H52V133H51ZM66 129H67L68 133H67ZM133 131L134 130H132L131 132H133ZM259 131H261V133ZM20 133H21V135H20ZM103 133H104V135H103ZM105 134H107V135H105ZM263 137H264V135H263ZM109 139L111 142L109 141ZM77 140L78 141L84 140L83 142H81V143H83L82 145H84V147L82 146V148L85 150H92L94 152V154L95 153L101 154L102 152L103 153L105 152L104 155L103 154L100 155V157L102 156L101 158L96 156V158H98L100 160V162L103 164L100 163V165L95 167L97 164V163H95L93 166L95 168L93 170L98 169L96 171L97 173H100V172H98L100 170H101V172H104V173L100 174V175L98 174V176H99L98 180L96 178V180L99 181L100 186L97 187L98 191L94 195V198L91 199V201H88V199L86 198L87 195L84 196L85 194H83V192L81 191L82 190L81 185L83 186V184H81V185L78 184L79 183V180H78L79 175L78 174H80L82 172L81 171L82 168H80L79 166H77L79 168H77V167L68 168V170H69L68 173L70 172V170H71V172L73 171L72 174H74V175L76 173H78L77 174L78 177L75 176L76 177L75 178V177H73V175L69 176V175H71L70 174L71 172L68 175L66 174V175L61 176V175L55 174L54 171L49 169L48 167H44V165L39 164V163L43 162V160H42V158H40V156H42L43 159L47 158V159L53 160L52 159V158H54L53 155H55V153L52 152L53 149L60 150L62 147L66 146L64 149L67 150L68 147L72 146V144L75 143ZM28 141H29V143H28ZM163 141L165 143H163ZM108 142H109V145H108ZM158 142H159V144H158ZM105 146H106V148H105ZM146 146H150V148L148 147V150H147L148 152L146 151V149H143ZM167 146H168V148H167ZM155 147H156V149H155ZM3 148H5V149H3ZM26 148H28V149H26ZM47 148L50 150V151L48 150L50 153L48 151H46ZM101 148H102V151L99 150ZM140 148H139V150H141ZM103 149L106 151H104ZM167 149L168 150L170 149V150L167 152ZM139 150H138V152H139ZM261 150L262 149H260L259 152H257V153L255 152V154L251 153V155L254 154V158L252 159V162H254V161L255 162L253 165H255V163H258V161H261V162L263 161V159H261V157L259 156L263 152ZM43 151L44 152L46 151L44 153L45 155L42 154ZM107 152H108V154H107ZM143 152H144V154H143ZM146 152H147V154H146ZM40 153L42 155H40ZM50 154L52 156H49ZM256 154L258 155V159H256L257 158ZM129 155H131V157H129ZM37 157H38V159H37ZM111 157L113 158V160L111 159ZM126 157L128 160L123 159ZM135 157H136V159H135ZM108 158L110 161L107 160ZM114 158H115V160H114ZM116 158H118V159L120 158V160H118ZM36 159H37L38 163H37ZM101 159H102V161H101ZM129 159L130 160L132 159V160L130 161ZM24 161H26V162H24ZM103 161H105V163ZM107 161L110 163H108ZM96 162H98V160ZM140 162H141V164H140ZM144 162H146V163H144ZM98 164H99V162H98ZM111 164H114L113 167ZM24 165H25V167H24ZM35 165H36V167H35ZM98 167H103V168L105 167L104 168L105 171H102V168L99 170ZM107 168H108V171H110V173L107 171ZM13 169H14V171H13ZM26 170H28V171H26ZM42 170H43V172H41ZM15 171H16L17 175L15 174ZM115 171H117V172H115ZM175 173H176V175H175ZM18 175H21L20 178ZM103 175H105L106 178ZM16 176H18V177L16 178ZM182 176H185V177L189 176V181H188V178L186 181L185 180L186 178L184 179V177H182ZM10 177H12V178H10ZM100 177H101V179L104 178V180H101ZM7 178H8V180H7ZM35 178H37V179H35ZM179 178L184 183L181 180H179ZM19 179H21V180H19ZM41 179H42V181H41ZM105 179H106V181H105ZM16 180H18V182ZM178 180L180 181V184H179V182H177ZM260 180H256L255 184L258 185V183H260L258 185V186H260L262 183V181H260ZM29 181H31L32 183L29 184ZM253 181H255V180H253ZM182 183H183V185H182ZM74 185L76 186V188ZM176 185L177 186L180 185V186H178L180 188V190L178 189V187ZM185 185H186L188 190L191 188V190H189V192L193 190V192H191L189 194L190 196L187 195V193H186L188 191L184 189ZM35 186H36V188H35ZM97 186H98V184H97ZM181 186H184L182 189H184L185 191L181 189ZM77 187H78V189H77ZM79 187H80V189H79ZM104 187H107V188H104ZM24 188H25V190H24ZM175 188H177L176 193H175ZM107 189H108V191H106ZM77 190L79 192H77ZM103 190H104V192H102ZM24 191H25V193H24ZM99 193H100V195H98ZM6 195H8V196H6ZM23 195H25V196H23ZM15 196L16 197H19V196L22 197L23 196L21 198V200L23 199L24 203H23V201L22 202L21 201L14 202ZM168 196L169 197L174 196V198L178 199V202L181 201L179 203V205L178 204L175 205L174 210L176 209L177 211H174V213L172 214V216L174 215L178 219L177 218L175 219V217L173 216L174 218L170 217V218H172L171 221H170L169 217L165 218L167 220V222L165 221V219H164V222H166V223H164L162 221H159L160 223L158 221L154 222L151 211H153L154 208L156 209L158 206H160V202L161 203H163V202L169 203L168 201H170L171 198H173V197H170V200H169ZM192 196H194V197H192ZM82 197H83V200L85 199L84 202L82 201ZM194 198H197V199H194ZM201 200L204 202L201 203L202 202ZM163 204H161V205H163ZM19 207H21L22 209H20ZM36 210H38V211H36ZM50 211H51V213H50ZM6 212L9 214H7ZM176 212H177V214H175ZM6 215H9L11 218H9V216H6ZM36 215H38L39 217L34 218V216H36ZM177 215H179L180 217ZM40 216H42V217H40ZM205 216H206V218H205ZM207 216H209V217H207ZM202 218H203V221L201 220ZM39 219H41V220L37 224L36 222ZM172 221H175V222H172ZM31 224L38 226V228L36 230L37 233L35 231L36 234L32 233L30 231V229H28L31 226ZM14 225H16V226H14ZM162 227H164V228H162ZM163 229H165V230L163 231ZM89 230L91 232H93V234L91 232H89ZM166 230H167V232H166ZM172 234H174V235H172ZM58 235H59V237H57ZM31 236H33V237H31ZM77 236L80 237V238H78V240H80L78 242H77V239L75 240V238H77ZM33 239H35V240H33ZM81 239H82V241H85V242H82ZM205 239H203V240L206 241ZM176 240L179 242H177ZM110 242L107 241V242H105V243H107V245L105 246V243L103 245L108 249V251L110 250L109 251L110 253L113 252V255L117 256V258L119 256L120 261H121V257H123L122 261L121 262L119 261L120 264L122 262H124V260H126V259H124V256H125V258H128V259L130 256H132V255L134 256V252H131L132 251L131 249L128 248L129 251L131 252V255H130V252L128 250H126L127 248L124 247L123 245H121L122 248L120 245H118L120 247L119 248L116 246L117 243H115L114 241H112V243H110ZM78 245H80L83 248L78 247ZM127 254L129 257H127ZM149 255H148V257H149ZM165 255H167V257ZM164 257H165V260L161 259ZM168 257L169 258L173 257L174 259H172V258L169 259ZM193 257H195V255ZM94 258H96V257L87 258L86 259L87 261H85V263L88 262V264H89V263L95 262V260H93ZM158 258H159V260H158ZM166 258H168V260ZM171 261H170L171 264L172 263L176 264L175 262H171ZM99 262L100 263H97V264H105L106 263L104 261V259L103 260L100 259ZM154 262L152 264H155ZM180 262H182V263H180ZM159 263H157V264H159Z\"/></svg>","mask_w":264,"mask_h":264}]
</instances>
